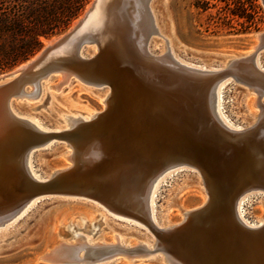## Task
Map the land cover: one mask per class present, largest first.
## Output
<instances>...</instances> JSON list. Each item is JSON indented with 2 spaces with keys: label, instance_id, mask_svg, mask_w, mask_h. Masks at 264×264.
Segmentation results:
<instances>
[{
  "label": "bare ground",
  "instance_id": "6f19581e",
  "mask_svg": "<svg viewBox=\"0 0 264 264\" xmlns=\"http://www.w3.org/2000/svg\"><path fill=\"white\" fill-rule=\"evenodd\" d=\"M152 1L95 0L72 34L42 38V49L47 48L35 61L3 74L14 73L0 82V220L11 216L15 221L43 195L81 196L140 223L152 242L147 236L128 243L116 233L109 241H90L73 222L63 223L71 227L67 236L73 242H60L69 245L74 264L142 250L160 251L180 264H264V213L251 221L243 206L247 191L264 192V29L258 31L262 49L254 57H246L251 48L217 66L195 65L161 31ZM161 37L165 49L158 52L154 46ZM87 43L92 47H83ZM51 73H60L58 81L48 84L47 79L44 86L41 80ZM62 75L105 85L101 110L65 115L69 125L61 129L45 128L17 111L15 99L60 88L69 79ZM229 78L254 94L257 112L245 125L222 111L221 82ZM217 82L211 108L209 92ZM53 139L69 148L63 154L68 164L41 177L31 165V149ZM174 164L197 171L206 197L182 210L180 221L167 224L157 219L154 200L163 172L151 181ZM81 219L84 228L92 218Z\"/></svg>",
  "mask_w": 264,
  "mask_h": 264
},
{
  "label": "rangeland",
  "instance_id": "374dc122",
  "mask_svg": "<svg viewBox=\"0 0 264 264\" xmlns=\"http://www.w3.org/2000/svg\"><path fill=\"white\" fill-rule=\"evenodd\" d=\"M71 1L74 3L78 1L80 5L77 14L65 26L49 36L40 37L41 45L32 55L43 47L42 38L49 39L65 31L82 15L92 0ZM196 1L200 3L207 1L209 7L206 10L196 8ZM234 1L153 0L152 5L161 31L172 39L174 50L192 64L209 67L250 52L251 46L256 43V33L264 29V8L260 0H249L251 8L248 11L251 18L246 23L247 29L227 17L226 9L233 8ZM58 2L60 1L54 0L52 6L57 5ZM158 39L160 40L154 46V50L160 52L165 49V41L163 42L162 37ZM83 47L89 49L92 43H87ZM263 53L264 48L260 51L261 56ZM32 55L9 68L0 70V76L26 62ZM58 77L60 73H51L48 78L42 79L41 83L44 86L54 84L58 81ZM221 83L218 85L223 86L222 111L226 110L225 114H230L235 124L249 123L254 118L252 112H257V107L252 105L253 92L231 78ZM106 88L105 85L97 87L85 84L71 75L60 88H44V92H39L33 99L21 97L14 100L13 98V105L18 103L17 111L20 114L31 117L45 128L61 129L69 125L64 120L65 115L81 117L88 111L101 110L103 107L101 98ZM29 89L31 88L27 86L26 90ZM68 151L69 148L65 147L64 141L53 139L45 145L31 149V165L37 174L44 177L49 171L68 164V160L63 157ZM199 177L197 171L187 165L171 167L162 173L158 178L160 181L154 199L156 216L160 222L176 223L183 217L182 210L197 207L203 202L206 194ZM243 197H246L243 205L247 211L246 217L248 216L251 221L257 220L258 216L264 213V192L250 190ZM90 217L91 221L85 224L88 227L83 228L81 218L88 220ZM6 222L0 224V264H48L36 262L35 259L43 249L59 241L73 242L71 234L67 236V233H71V227L60 226L67 222H73L75 228L80 229V233L90 241L98 238L109 241L116 233L122 235L121 237L128 243H134L137 239H144L147 236H149L148 241L152 242V236L140 223L112 215L96 201L81 196L51 194L40 196L36 204L26 213L17 217L15 221L12 219ZM55 224L59 225L61 235L57 234L58 228L54 229ZM92 226L95 230L93 234L89 232ZM26 238H33V241L24 245L23 240ZM10 247L16 250L7 252ZM114 256L94 264H169L163 260V255L160 253L135 258L121 254Z\"/></svg>",
  "mask_w": 264,
  "mask_h": 264
},
{
  "label": "trees",
  "instance_id": "16d2710c",
  "mask_svg": "<svg viewBox=\"0 0 264 264\" xmlns=\"http://www.w3.org/2000/svg\"><path fill=\"white\" fill-rule=\"evenodd\" d=\"M53 1L0 0V70L27 59L40 47V37L49 36L65 26L80 8L78 1L58 0L60 2L52 6ZM233 3V8L226 9L227 17L247 29L251 1L235 0ZM195 6L202 10L209 7L207 1H196Z\"/></svg>",
  "mask_w": 264,
  "mask_h": 264
},
{
  "label": "water",
  "instance_id": "95a60500",
  "mask_svg": "<svg viewBox=\"0 0 264 264\" xmlns=\"http://www.w3.org/2000/svg\"><path fill=\"white\" fill-rule=\"evenodd\" d=\"M95 0H93L90 4V6L88 7L87 10L83 11L82 13V16L75 22V23H71L70 26L65 30L63 31L62 33H59L58 36L60 35L59 37V40L63 37V36H66L68 34H72V32L74 31L75 27L78 25V23H80L86 16V14L89 12V10L91 9L92 7V4L94 3ZM264 33V31L262 32ZM262 33H258L257 32V40H258V43L256 45H253L251 46L252 48V52L249 53L246 57H254V54L256 50H259V49H262V47H258L259 46V43H260V35ZM50 39V38H49ZM57 42V40H55L50 46H53L55 43ZM47 48V47H46ZM46 48L44 49H40V53L41 54ZM38 51V52H39ZM37 52V53H38ZM37 53H35L34 55H32V57H30L28 60L30 59H33L31 62L35 61L37 59V57L39 55H37ZM27 60V61H28ZM26 67L24 68H21L18 72L19 74H21L24 70H25ZM14 73H10V77H13L12 75ZM9 75H3V76H0V82H2L3 80H5V77H9ZM65 79H67L69 76L68 75H62ZM219 82H217L210 90L209 92V102H210V107L212 108L213 107V104H214V93H215V90H216V87L218 85ZM178 165H186V164H174V165H170V166H167L166 168H164L161 172H159L153 179L151 182H153L157 176H159L162 172H164L165 170L171 168V167H175V166H178ZM188 166V165H187ZM191 167V166H190ZM200 183H202V185H204V182H203V179L202 177H200ZM205 186V185H204ZM248 190V189H247ZM246 191V190H244ZM243 191V192H244ZM63 196H67V195H63ZM69 196V195H68ZM206 204V203H204ZM203 204V205H204ZM183 216H185V212L183 213ZM11 218L8 217V218H5V219H2L0 220V224L6 222L7 220H9ZM57 234L58 235H61L60 233V230L59 228L57 229ZM33 241V238L31 239V242ZM69 245H67L66 243H63V242H58L57 244L51 246V247H46L45 249H43L39 255L36 257V262H44V263H48V264H74L76 263V260L74 258V255H71V251L69 250V248H67ZM16 250L15 248H8L6 251L7 252H11V251H14ZM155 252H160V251H157V250H152V251H148V250H142V251H123V254L124 255H135V254H153ZM163 257H164V261H166L167 263L169 264H180L178 261H176L175 259L171 258V257H168L166 254L163 253Z\"/></svg>",
  "mask_w": 264,
  "mask_h": 264
}]
</instances>
